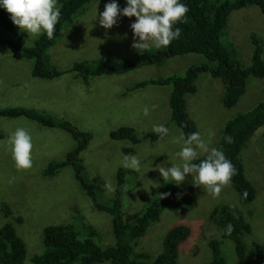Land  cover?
Masks as SVG:
<instances>
[{
    "label": "rangeland",
    "instance_id": "374dc122",
    "mask_svg": "<svg viewBox=\"0 0 264 264\" xmlns=\"http://www.w3.org/2000/svg\"><path fill=\"white\" fill-rule=\"evenodd\" d=\"M106 3L93 0L78 13L69 32L61 36L47 53L49 64L65 72L53 80H44L32 75L34 61L19 59L10 46H0V109L25 107L46 111L56 118L66 119L83 131L91 132L92 140L82 154L85 175L98 187L99 200L109 203L115 198L117 173L125 168L124 155H138L142 163L137 178H126L122 195L126 217L135 218L159 196L164 180L158 171L160 165L171 167L182 161L175 154L182 143L175 141L181 136L180 129L171 121L170 94L165 89L130 91L138 81L150 78H166L181 75L192 64L207 60L197 54L173 58L161 66H146L128 74L97 77L86 86L82 79L68 73L72 65L83 61H97L105 55L109 59L122 62L133 53L129 49L119 50V45L127 39L117 40L108 33L104 37L98 26V15ZM121 7V6H120ZM122 8V7H121ZM84 21L77 23L83 12ZM15 26V25H14ZM16 34L1 28L0 37L15 39L21 36L26 47H31L41 36H30L15 26ZM114 31V30H109ZM252 35L261 40L264 50V14L256 7L249 6L234 11L229 17L228 27L223 31L224 43L231 42L243 67L252 65L254 44ZM53 55H56L55 59ZM264 59V52H263ZM254 81V86L252 82ZM262 82L249 78L246 94L232 108L222 104L224 87L219 80L208 75H200L197 92L187 96L188 113L196 124L198 132L209 148L219 149L224 126L228 121L250 111L264 102ZM167 88L172 90L171 86ZM130 91V92H129ZM126 96L127 98H123ZM148 106L150 113L144 116ZM153 106H155L153 108ZM163 124L169 129L168 136L156 142L146 140L139 145L129 141L113 140L112 132L122 127H133L138 136L152 131L153 125ZM18 127L29 130L33 138L32 167L18 170L12 158L9 137ZM0 227L10 222L27 245L25 264H32L34 256L44 252L43 232L50 225H75L81 239L87 238L86 226L96 229L94 241L101 248L114 246L116 239L112 229L111 216L97 211L74 177L71 168L63 169L57 176L47 177L45 172L51 162L64 160L74 149L75 141L67 132L46 128L27 118L0 119ZM207 157L200 153L199 159ZM242 160L248 180L257 189V198L250 203L242 202L229 182L219 196L207 193L206 189L194 186L189 174L179 185L187 198L186 207L176 211H163L159 222L153 224L147 234L139 240L137 252H144L154 261L162 252L166 234L174 227L185 225L191 228V237L180 246L179 264H211L212 251L209 242L220 241V248L227 264L237 262L234 244L223 239V233L213 223L215 208L221 205L240 209L252 226V233L246 235L251 254L257 244L264 243V127L259 129L242 151ZM139 182L140 185L136 186ZM111 186V190L106 188ZM11 206L15 217L27 218L24 224L4 217L2 203ZM110 264V263H102Z\"/></svg>",
    "mask_w": 264,
    "mask_h": 264
},
{
    "label": "trees",
    "instance_id": "16d2710c",
    "mask_svg": "<svg viewBox=\"0 0 264 264\" xmlns=\"http://www.w3.org/2000/svg\"><path fill=\"white\" fill-rule=\"evenodd\" d=\"M93 0H58L61 7V18L56 26L53 37L41 35L31 47L24 45L21 36L15 39L0 37V46L12 47L19 59L34 61L32 75L44 80H53L65 72L51 66L47 53L55 47L59 38L66 35L74 24L79 12L84 10ZM108 3L110 0H100ZM119 5L125 7V0H118ZM189 12L186 22L178 23L176 27L182 29L181 37L169 46L150 48L145 52L135 51L122 62L111 59L77 62L66 71L76 79H82L85 85L97 77L110 75H124L146 66H161L164 62L176 57L197 54L207 62L192 64L181 75H168L166 78H157L142 81L133 85L131 90L150 86H171L170 106L171 121L186 137L198 128L188 113L187 96L197 92V81L200 75H208L219 80L224 87L223 106L232 108L239 103L246 94L248 80L251 77L262 82L264 93V59L263 47L260 38L252 35L254 44L252 65L243 67L238 61L237 52L231 42L224 43L223 31L228 27L229 17L234 11L256 6L264 14V0H181ZM80 14L76 21L83 17ZM10 14L0 9L1 28L9 33L16 34ZM56 55H53L55 59ZM51 64V65H49ZM254 86L252 82L251 88ZM129 91V92H130ZM27 118L43 127L60 129L70 134L75 141V147L64 160L51 162L45 176H57L63 169L71 168L74 177L93 207L99 212L111 216L113 233L116 239L114 246L101 248L94 241L98 235L92 226H86V239H81L80 232L75 225H50L44 229V252L34 256L32 264H179V249L192 235L191 228L179 225L172 228L165 236L162 252L151 261L144 252H137L139 240L143 238L149 228L159 222L162 212L176 211L186 207L188 201L184 191L174 183H163L157 199L152 202L140 215L126 217L123 207V190L126 178H137V171L129 168H120L117 173L115 198L109 203L99 200L101 191L86 175L82 154L87 150L91 140V132L77 128L66 119L56 118L46 111H39L25 107L0 109L1 118ZM264 127V102L259 103L248 112L238 114L224 126L219 150L233 163L237 174L230 183L242 202L250 203L257 198V189L248 180L242 160V151L254 137L256 132ZM1 136V135H0ZM113 140L129 141L139 145L146 140L156 142L160 138L155 133L138 136L133 127H122L112 132ZM206 159V158H203ZM199 159V160H203ZM196 161V163L199 162ZM140 183L137 182L136 186ZM188 203V202H187ZM4 217L14 220L17 224H24L27 218L15 217L11 206L2 203ZM213 223L223 233V239H229L234 244L237 262L235 264H264V243L257 244L251 254H248V243L245 236L252 233V226L246 220L243 212L234 206L221 205L214 210ZM233 225L231 234L226 233V225ZM212 251L211 264H227V260L220 248V241L212 239L209 242ZM27 245L20 237L12 223L7 222L0 227V264H25Z\"/></svg>",
    "mask_w": 264,
    "mask_h": 264
},
{
    "label": "clouds",
    "instance_id": "9594fccd",
    "mask_svg": "<svg viewBox=\"0 0 264 264\" xmlns=\"http://www.w3.org/2000/svg\"><path fill=\"white\" fill-rule=\"evenodd\" d=\"M125 5L121 8L118 0H110L99 15L96 9L95 20L98 19L100 27L110 30L117 25L119 17H135V21L130 24L133 49L145 52L152 47H167L181 37L182 29L176 25L186 22L189 12L188 6L181 0H125ZM0 9L9 13L12 23L22 32L28 33L30 39L43 34L51 39L61 18L58 0H0ZM124 38H127L126 34ZM149 113V107L145 106L144 116ZM152 131L160 139L169 134V129L163 124L153 125ZM175 142L182 143L175 154L182 163L171 167L160 165L158 171L164 180L171 179L179 186L191 174L194 186L219 196L223 187L237 174L235 166L226 155L217 148L210 149L200 132H192L186 137L181 134ZM9 143L16 168H31L34 145L29 130L18 127L10 135ZM201 152L207 153L206 159L199 160ZM123 166L139 172L142 163L138 155L129 153L124 155ZM106 188L111 190L110 185H106ZM233 230V225H226V233L231 234Z\"/></svg>",
    "mask_w": 264,
    "mask_h": 264
},
{
    "label": "crops",
    "instance_id": "0c3cea01",
    "mask_svg": "<svg viewBox=\"0 0 264 264\" xmlns=\"http://www.w3.org/2000/svg\"><path fill=\"white\" fill-rule=\"evenodd\" d=\"M82 21H84L83 17L81 19H79L77 21V23H81ZM134 21H135V17H132V18L119 17L118 21H117V25H115L111 29V30H114V31H109V30H106V29L102 28V31L106 30L105 32L103 31L104 32V37H105V33L107 32V33L115 36L117 40H122V39H125L124 37H125V34H126L127 35V38H126L127 40H125L122 44L119 45V50L129 49L128 53H131L133 51L134 52L137 51L136 49L132 48L133 32H132V30L130 28V24L132 22H134ZM98 26H100V25L98 24ZM152 48H155V47H152ZM107 59H109V56L105 55L103 58H101L99 60H107ZM110 76H112V75H110ZM150 79H154V78H150ZM150 79H146V80H150ZM109 80H122V79L117 76L116 79H109ZM139 82H142V81H138L136 83H139ZM136 83H134L133 85H135ZM133 85L131 87H133ZM86 86H88V85H86ZM154 89H165V90H168L169 94H171V90L169 91V89L167 87H160V86H150V87L140 88V89H136V91H145V92H147L148 90H154ZM131 91H134V90H131ZM123 98L125 99L127 97L123 96Z\"/></svg>",
    "mask_w": 264,
    "mask_h": 264
}]
</instances>
